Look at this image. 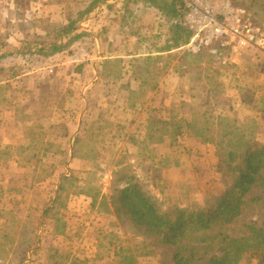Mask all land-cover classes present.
I'll list each match as a JSON object with an SVG mask.
<instances>
[{
  "label": "rangeland",
  "instance_id": "obj_1",
  "mask_svg": "<svg viewBox=\"0 0 264 264\" xmlns=\"http://www.w3.org/2000/svg\"><path fill=\"white\" fill-rule=\"evenodd\" d=\"M172 1L155 0L156 8L132 0L125 8L140 15L138 27H148L141 35L150 51L174 45ZM234 3L264 38V0ZM118 4L0 0V264L59 262L52 253L66 264H116L125 254L138 264H175L177 248L185 260L205 263L221 257L224 237L264 227V171L239 215L213 225L206 243L161 244L122 207L114 212L112 198L128 186L148 192L160 209L214 210L230 187L222 166L240 160L250 143L264 146V50L228 48L215 59L186 52L187 42L168 55L134 60L132 75L116 82L107 48ZM68 20L81 35L68 50L42 58L28 47L47 45ZM79 49L88 56L76 64ZM171 124L181 127L175 138Z\"/></svg>",
  "mask_w": 264,
  "mask_h": 264
},
{
  "label": "trees",
  "instance_id": "obj_2",
  "mask_svg": "<svg viewBox=\"0 0 264 264\" xmlns=\"http://www.w3.org/2000/svg\"><path fill=\"white\" fill-rule=\"evenodd\" d=\"M149 1L151 6L156 5L155 0ZM177 6H179V9H177ZM169 7L172 18H177L174 23L176 30L173 37L174 46L180 47V44L185 45L190 37V33L182 24L184 12L180 11L184 10V2L183 0H174ZM68 23L67 26L58 31V35L47 45L38 44L36 46L29 45L28 47L32 50L37 48L35 51L42 58L68 50L69 45L77 42L81 37L77 33L79 29L75 27L76 23L71 20H68ZM170 129V137L172 138L181 134V127L178 124H171ZM10 148V146L7 147V149ZM263 171L264 146L250 143L241 153L240 160L229 159V162L222 166V173L227 174L226 177L229 178L230 187L223 192L219 205L214 210L208 207L190 210L179 208L178 205H173L170 210L160 209L159 204L148 192L132 186L118 191V199L115 200V197H113L112 204L116 214H119V208L122 207L129 214L131 220L145 226L151 234L156 235L158 242L161 244L175 246L180 241L188 239L195 243H206L210 238L205 237L204 234L213 225L230 222L239 215L241 206L244 203L243 197L253 185L262 182ZM70 177H63L62 182L59 184V195L66 192L65 184ZM81 190L84 192L86 189L83 187ZM58 199L59 197L55 199L54 206L44 211L45 216L53 211ZM104 200L106 202V198ZM115 201L118 202V206H116ZM96 202L97 199L93 198L92 206H95ZM223 245L221 257H212L205 263L185 260L180 255L182 248H177L175 264H242L244 259L254 260L256 264H264V227L251 226L249 235L243 238L224 237ZM50 259L52 261L60 259L59 262H54V264H66L67 260L66 257L58 253H52ZM78 264H86V261H78ZM116 264L138 263L132 255L125 254L119 258Z\"/></svg>",
  "mask_w": 264,
  "mask_h": 264
},
{
  "label": "built area",
  "instance_id": "obj_3",
  "mask_svg": "<svg viewBox=\"0 0 264 264\" xmlns=\"http://www.w3.org/2000/svg\"><path fill=\"white\" fill-rule=\"evenodd\" d=\"M235 0H183L184 25L190 33L184 50L190 54L207 52L215 59H222L228 48L237 53L246 47L264 50L260 36L245 9L237 7ZM88 54L79 49L72 55L73 62L86 61Z\"/></svg>",
  "mask_w": 264,
  "mask_h": 264
},
{
  "label": "crops",
  "instance_id": "obj_4",
  "mask_svg": "<svg viewBox=\"0 0 264 264\" xmlns=\"http://www.w3.org/2000/svg\"><path fill=\"white\" fill-rule=\"evenodd\" d=\"M119 2H122V4H124V7L122 9L121 7H118ZM131 2L132 0H112V4H118V5L117 8L115 9L112 7V48L108 47L107 49H110V51H112V68L118 71L117 75H120L116 78V82L122 80L121 79L122 76L132 75L131 62H133L134 60H137L139 58H147V57H162L163 55H168L174 52L175 50L174 45L169 47L166 45L158 50L150 51V47L142 43L144 36H142L141 34L142 32H147L148 27L146 26L138 27L137 21L139 18L138 16L140 15L137 16L135 13H133V11H127L125 9L127 4ZM83 26H85V28H88V25L83 24ZM173 31L175 33L176 30ZM136 36L139 38L140 40L139 42L133 41V40H137V38H135ZM120 38H123V45L121 46L119 42H117V40ZM102 45L104 46V43ZM109 45L110 43L108 42V46ZM92 46L94 48L93 50L96 51L97 53H100L102 51L100 50L99 44L95 45L93 43ZM132 46H134L133 49H131ZM93 65H97V63H93ZM167 77L170 76L167 75ZM130 79H132V76ZM161 80L162 82H164L166 79L163 77ZM139 82L140 81H138V84H141ZM126 84H128L127 81Z\"/></svg>",
  "mask_w": 264,
  "mask_h": 264
}]
</instances>
